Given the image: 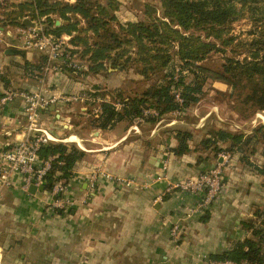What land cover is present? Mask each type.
I'll use <instances>...</instances> for the list:
<instances>
[{
    "label": "crops",
    "instance_id": "1",
    "mask_svg": "<svg viewBox=\"0 0 264 264\" xmlns=\"http://www.w3.org/2000/svg\"><path fill=\"white\" fill-rule=\"evenodd\" d=\"M7 1L10 5L0 7V18L3 11L15 9L13 3L20 0ZM116 1L118 8L114 12L119 21L138 20L145 16L142 6L148 0ZM149 2L159 4V0ZM24 13L17 17L19 25H0V74L5 73L8 78L7 84L0 79V92L9 89L15 73L23 72L13 62L20 64L24 58L34 62L40 55L31 49H23L24 55L4 53L7 46L22 49L18 46L17 31L20 27L31 26L21 23L24 17L42 25L40 20L44 16L34 20ZM53 17L54 23L58 24L60 17L54 14ZM107 70V86H118L121 79L114 80L112 69ZM24 76L15 83L18 87L27 91L39 88L35 87V80ZM56 79L59 86L52 89L53 92H76L85 85L82 80L73 81L65 74L56 76ZM63 103L57 101L44 111L46 116L53 112L56 121L59 120L58 129L67 126L65 121H61V114L56 112L57 107L68 111ZM21 109L20 97L0 105V151L23 135ZM207 115H203L201 120ZM156 125L143 135L140 123L118 120L103 129L90 128L85 137L77 138L69 133L62 138L73 141L84 152L66 184V196L78 197V204L67 214L62 213L63 209L56 210L58 217L64 219L60 226H16L21 231L24 229L26 242L7 250L2 249L4 242H0V264H207L209 259H213L212 255L229 249L232 239L242 238L243 229L238 226L236 214H241L244 207L253 202L236 192L235 176L231 178L233 186L227 190L224 188L225 191L208 206L189 191L180 188L166 190L169 177H177L176 173H197L210 164L205 163L207 160L197 161L196 151L190 149L181 155L171 151L166 158L169 164L163 168L161 153L155 150L164 144L175 146L177 141L171 131L165 141L153 146V151L146 150L147 143L143 141L154 135ZM177 127L193 130L180 124ZM59 131L55 133L59 134ZM157 139L158 136L154 140ZM162 173L167 176L158 179L157 175ZM91 175L99 177L100 182L93 192L87 191ZM20 182L19 174H15L12 176L13 186L0 184V227L4 219L17 224L30 223L35 215L39 216L38 213L42 209L47 210V205L51 204L52 195L48 191L35 189L34 192H24L17 187ZM86 193V197H82ZM174 225L178 226L175 236L171 234Z\"/></svg>",
    "mask_w": 264,
    "mask_h": 264
},
{
    "label": "trees",
    "instance_id": "2",
    "mask_svg": "<svg viewBox=\"0 0 264 264\" xmlns=\"http://www.w3.org/2000/svg\"><path fill=\"white\" fill-rule=\"evenodd\" d=\"M8 5L9 2L3 0L0 7ZM13 5L15 9L2 12L1 26L19 25L17 17L24 11L34 20L44 16L40 20L44 32L55 36L70 34L68 42L72 47H66V52L69 56L85 59L86 73L122 69L129 60L147 79L156 71H163L162 76L130 94L120 87L109 90L110 98L100 100L98 113L88 118L89 128L103 129L118 120L156 123L163 114L197 102L204 91L205 79L197 68L204 72L207 67L195 66V63L206 59L213 51H226L223 45L231 44L234 37L224 35V26L245 10L253 25L250 33L254 36L235 45L246 47L252 59L225 56L221 69L215 71V75L212 72V77L227 83L241 105L264 108V0H159V4L147 1L143 4V18L124 22L115 15L116 0H20ZM53 14L60 17L58 24L54 23ZM192 29L204 30L206 38ZM210 34L220 39L221 46L207 38ZM43 63L42 54L38 62L27 58L20 64L13 62L20 66L24 75H32L31 72L42 68ZM184 71L193 73L191 81L185 80ZM0 79L7 84L5 73L0 74ZM99 87L92 85L90 90L102 95ZM175 89L181 101L176 98ZM151 108L154 112L149 111ZM172 133L177 143L170 150L176 155L189 151L194 140L193 149L213 152L227 149L249 169L264 175V164L251 161L246 154V149L254 147L256 141L264 143L263 123L253 127L251 132L208 126L198 140L189 129L176 128ZM37 153L39 157H51L50 168L44 176L43 189L46 191L57 178L67 184L72 169L84 154L83 150L61 141L40 144ZM200 160L198 156L197 161ZM253 214L254 218L241 222L242 228L250 234L232 239L231 247L212 255L214 259L231 258L235 264H264V207H257Z\"/></svg>",
    "mask_w": 264,
    "mask_h": 264
},
{
    "label": "rangeland",
    "instance_id": "3",
    "mask_svg": "<svg viewBox=\"0 0 264 264\" xmlns=\"http://www.w3.org/2000/svg\"><path fill=\"white\" fill-rule=\"evenodd\" d=\"M237 6H239V4H237ZM142 11H144V5L142 6ZM158 14H160V12H158ZM252 28L253 25L249 18L248 12L246 10L242 11L240 15L228 21L224 26V30L226 29L224 31V35L226 36L231 35L234 37L231 44L223 45L226 51L225 52L213 51L206 59L195 63V66L204 65L205 67H207L206 68L207 70H204V72L197 68L198 70L197 72L201 73V76L205 78L203 85L204 91L200 95V99L197 102L189 105L188 107L183 108L182 110H173L163 114L160 119V122L157 123V125L156 123L153 124L150 121L139 120L141 124V130L143 131V135L148 134L150 128L156 125V131L153 133L154 135H152L146 140L144 139L143 141V143H147L145 146L146 150L151 149V151H153L152 150L153 146H155L161 140L165 141V138L169 133H171L173 129L179 128L177 127L179 124L181 126L192 128L193 129L192 131L195 133L194 135L196 140H198L202 136L204 130L208 126L215 125L233 131L251 132L253 127L257 126L258 124H262V123L264 124V108L256 109V107L250 108L241 105L239 103V99H237V95L231 93V88L227 83L212 77V72L214 74L215 71H219L221 69V64L224 61L225 56H232L238 59H243V57L246 56L247 59H252L251 56L248 55V51L246 50V47L242 46L241 44L235 45L240 41L243 42L245 40L252 38V36H254L253 34L250 33V30ZM194 31L205 37L204 30H194ZM207 38L210 40H214L217 44L221 46L219 38H216L211 34L208 35ZM31 50L39 52L40 55L42 54L40 51H38L35 48H31ZM172 50L171 52H173ZM74 59L84 64L85 67L79 69L82 71L78 72L77 70L74 72L67 67H62L60 70L61 72H55L53 69H50L49 71H44L42 67L39 68V70L32 71L31 72L32 75L24 76V77H29L31 80H35L34 85L35 87L38 86L39 88L33 89L34 91L44 90L46 92H53L52 89H56L59 86L58 79H56V76L58 77L63 74H65L67 78L73 81L82 80L81 82L85 83L82 89L76 91L79 92V94H82L83 96L82 99L71 98L64 101L63 103L64 108L66 106V108H68V111H65L63 108L62 109L59 107L56 108V112L60 113L61 116L63 117L61 118V121L67 120L68 123L66 122L67 123L66 127H63V129L62 128L58 129L59 120L56 121V119L52 114L53 112L51 113V116H49L53 121L52 124L50 125V129L51 131H53L54 135L57 138H65L66 136H68L69 133H73L77 138L85 137L86 134L88 135L87 132L90 129L89 128L90 126L88 125V118H92L94 114H97L99 111L98 108L99 101L94 99L97 96V91L90 90L92 89L91 88L92 85L97 84L100 86L99 93H103V94L102 95L99 94L98 96L106 97L104 98L106 100L110 98L109 90L113 88L120 87L124 89L125 91L124 93L130 94L133 90H140L142 86H144L146 83L156 78H159L160 76H162L163 73L162 70H158L156 71L157 73L151 74V76L148 77L147 79L146 77H143V75L138 71L133 61L129 60L122 68L123 70L117 68H113L111 70V72L114 73V76H112L114 80L121 79V83L118 86L116 85V87H108L106 81L107 77L105 76L106 73L102 71L95 73H86V63L84 59L78 58L76 56H74ZM38 61H39V57L34 62H38ZM176 75H178V71H176ZM184 75L186 81H191L194 76L193 73L188 71H184ZM22 76L23 74L19 72L15 73L14 76L15 79L13 83L9 82V86H8L9 89L16 91L23 90L27 92V89H22L15 84L19 82L18 78H22ZM48 77L50 78V80L48 79ZM59 90L62 89H60L59 87ZM93 91L95 93H93ZM60 92H59L60 94L73 96L75 91H67V92L60 91ZM149 111L154 112L152 108ZM66 113H68L69 115L67 116ZM207 113L208 115L204 118V120L203 119L201 120V117L203 115H206ZM125 122L128 123L127 121ZM36 125L40 126V120L37 121ZM198 126L200 127L196 129L195 127ZM58 130H60L59 131L60 133L56 134L55 131L57 132ZM157 136L158 139L154 140ZM58 141L80 148L73 141L57 139L56 141L53 142H58ZM191 144L194 147L195 141L193 140V143L191 142ZM192 146L191 149H193ZM253 146L254 147H249L248 149H246V154L248 158L257 164H264V143L261 140L256 141ZM195 151L197 153V156H201L202 160H207L205 163L206 164L208 163L210 165L204 167L197 173H190V174L184 173V175L176 173L177 177L175 178L169 177L170 179L169 181H171L170 184L176 182V180L179 179L195 177L198 174L202 173L204 170H207L211 166L216 165L217 162H220L221 178L225 190H227L228 188L230 189L233 186V179L231 178L235 176L236 192H238V194H240L244 199H249L248 200L249 202H253L248 204L246 208L244 207L243 212L241 214L239 213L236 214L237 221L239 220L237 222L239 224L238 226L242 228L241 225L242 220H245L247 218H254L253 213L255 209L257 207L260 208L264 207V175L258 174L255 171L249 169L248 166H246L243 162L239 161L236 158L235 153L233 154L231 151L227 149L222 148L219 151L213 152L210 149L200 148L199 150H195ZM155 152L161 153L162 165L169 164V162L166 160L167 156L171 154V150L168 145L164 144L163 146L157 147ZM103 173H105V171H103ZM99 174L102 175V172L101 173L99 172ZM104 176L106 177V175ZM166 176L167 175L165 173L164 174L162 173V177H166ZM98 178L99 177L91 175V177L87 181L88 183L87 191H92V192L96 191L100 183L98 181ZM3 186L7 187L13 185L3 184ZM169 186L170 185L168 183L167 186L165 187V189L168 191L177 188V187L169 188ZM17 187H20V189L24 190V192L25 190L27 191V188H25L21 182L19 183V185H17ZM223 190L221 192H223ZM86 195L87 193L85 195L83 194L82 197H86ZM69 198H70V202L67 205L68 207L65 208V210L64 208H62L63 209L62 213L64 214H67L70 208H74L75 205L78 204L77 201H79L78 197L69 196ZM85 200L86 199H84L83 201ZM213 200L209 204H205V206L210 205L213 202ZM80 201L82 202L81 198ZM44 206L46 205L44 204ZM47 207H49L46 208L47 210L42 209L41 212L39 213L37 212L39 216L35 215L34 219H31L30 223L17 224L14 223L13 221H6V219H4L3 220L4 222L0 227L1 230L0 242L1 243L4 242L3 245L4 248L2 247V249L7 250L13 247L14 245L18 246L21 243L26 242L25 241L26 239H24V234H25L24 229L23 231H21L19 227L16 226H60V224L64 222V219L58 217L57 215L58 213L56 211L57 209L55 207H52L50 203L47 205ZM16 219L17 218L15 217L14 220ZM246 232L247 233H245V230L243 229V231H241V234L242 235L250 234L248 230Z\"/></svg>",
    "mask_w": 264,
    "mask_h": 264
},
{
    "label": "built area",
    "instance_id": "4",
    "mask_svg": "<svg viewBox=\"0 0 264 264\" xmlns=\"http://www.w3.org/2000/svg\"><path fill=\"white\" fill-rule=\"evenodd\" d=\"M27 27L18 29L19 47L29 50L35 48L44 55V71L53 69L55 72H61L62 67L71 68L76 71L85 67L83 63L74 59V55L69 56L66 47H72L68 42V34L53 35L50 32H44L40 23H35ZM38 22V21H37ZM176 98L181 101L179 91L174 90ZM61 93V92H60ZM59 92H46L44 90H11L6 89L0 92V105L11 102L14 98L20 97L22 104L23 124L21 132L23 135L0 151V184H12V176L19 174L21 183L25 188L30 183L39 185L45 182V174L50 168L51 157H39L37 149L40 144L50 141H56L57 138L50 129L52 120L49 116L44 115L48 106L59 101L68 99H82V94L74 92L73 96L60 94ZM106 97L96 96L94 99L100 101ZM118 106V105H117ZM116 106V107H117ZM43 114V115H42ZM40 120V126L36 125ZM67 122V120L65 121ZM68 123V122H67ZM65 125V123H64ZM167 164H163L166 168ZM55 176V174H53ZM162 174L157 175L161 178ZM129 181L127 180L126 183ZM171 187H179L182 190L196 194L202 204H209L216 198L224 188L221 178L220 162L211 166L207 170L192 178H183L170 184ZM66 184L60 179L53 180L50 195H54L51 200V206L56 209L67 208L70 202L69 196H66ZM178 226L174 225L171 234L174 236L178 232ZM207 264H235L231 258L209 259Z\"/></svg>",
    "mask_w": 264,
    "mask_h": 264
},
{
    "label": "water",
    "instance_id": "5",
    "mask_svg": "<svg viewBox=\"0 0 264 264\" xmlns=\"http://www.w3.org/2000/svg\"><path fill=\"white\" fill-rule=\"evenodd\" d=\"M56 22H58V20H56ZM21 23L23 25H33V21L30 20L29 18L27 17H24L21 21ZM4 53L5 54H18V55H24V50L23 49H20V48H17V47H11V46H7L5 49H4ZM35 189L37 190H42L43 189V185L42 184H39V185H34L33 183H30L27 187V191L29 192H34ZM52 198H54V195H52Z\"/></svg>",
    "mask_w": 264,
    "mask_h": 264
},
{
    "label": "bare ground",
    "instance_id": "6",
    "mask_svg": "<svg viewBox=\"0 0 264 264\" xmlns=\"http://www.w3.org/2000/svg\"><path fill=\"white\" fill-rule=\"evenodd\" d=\"M74 138V137H73ZM76 141V140H75Z\"/></svg>",
    "mask_w": 264,
    "mask_h": 264
}]
</instances>
